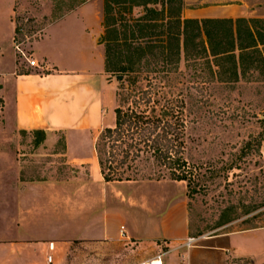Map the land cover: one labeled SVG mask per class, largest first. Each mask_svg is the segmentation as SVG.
<instances>
[{"label": "rangeland", "instance_id": "1", "mask_svg": "<svg viewBox=\"0 0 264 264\" xmlns=\"http://www.w3.org/2000/svg\"><path fill=\"white\" fill-rule=\"evenodd\" d=\"M86 1L17 0L14 20L16 28L23 29L21 38L30 39L26 50L30 53L29 43ZM89 1L101 13L103 40L99 44L107 55L113 45L107 41L104 27L106 2ZM0 3L8 6L11 2ZM220 5L230 6L217 8ZM143 13L142 8L132 9L131 5L116 7L113 15L123 19L117 25L119 33ZM192 16L200 17L198 20H264V0H184L182 17ZM7 28L1 29V36L9 35L11 28ZM52 30L63 35L66 29L57 25ZM76 35L78 29H73L72 36ZM117 37L121 41L114 63L128 71L107 72L106 123L117 107L127 108L150 86L161 104L164 99L171 100L184 123L179 145L193 177L191 187L173 181L151 159L141 161V176L136 181L107 184L94 148L90 165H77L67 156L64 133L17 135L0 121V210L11 203L19 178L25 189L29 185L34 189L33 203L43 206L29 216L28 240L97 241L57 243L54 264H138L170 250L166 241L151 242L157 238L175 241L187 236L186 241L199 239L194 244L197 248L212 237L264 230V63L257 59L251 66V58L257 55L248 51L244 66L251 69L238 82H230L232 63L225 61L217 68L213 57H199L194 50L186 56L182 40L179 57H169L171 52H165V43H161L166 36H156L154 48L145 47L140 55H132L128 48H135L134 36H127L128 40ZM258 48L264 56V46ZM20 63L22 70L30 67L25 61ZM5 71L0 61V74ZM113 121L115 124V114ZM103 129L105 123L100 121L93 133L94 143ZM90 149L87 145L88 154ZM48 195L50 200H45ZM2 219L0 216V226L15 223L14 217L7 216L5 223ZM263 235L259 232L245 237V242L242 237L234 241L253 253L263 247ZM170 259L167 256L165 263Z\"/></svg>", "mask_w": 264, "mask_h": 264}, {"label": "crops", "instance_id": "2", "mask_svg": "<svg viewBox=\"0 0 264 264\" xmlns=\"http://www.w3.org/2000/svg\"><path fill=\"white\" fill-rule=\"evenodd\" d=\"M4 1L11 3L8 6L0 3V61L7 70L0 74L1 124L17 135L62 132L71 163L90 165V157H94L93 133L99 122L103 121L105 128L114 126V114L106 123L105 88L109 80L105 49L98 42L102 38L101 13L87 0L52 24L46 34L28 45L32 59L41 64V70L26 66L29 73H19L22 60H19L14 48L17 0ZM229 6L220 5L217 8L228 9ZM191 18L201 19L196 16ZM57 25H63L66 29L63 35L52 30ZM3 27L11 28L9 35L1 36ZM73 29H78V35L72 36ZM87 145H90V154L86 151ZM16 169L19 170V165ZM24 184L16 178L11 203L0 210L4 223L7 216L15 218L14 224L0 226V264H54L52 254L56 251L57 243L70 239L97 242L88 238L63 241L49 238L40 242L28 240L25 234L30 232L29 216L43 206L33 203L36 199L34 189L31 185L25 189ZM43 198L50 200L49 195ZM259 232L264 234V230H259L220 235L190 249L179 248L187 236L175 241L157 238L151 242L169 243L167 247L171 248L164 253V264H264V244L255 251L251 248V253L234 241L242 237L245 242V237ZM49 244H54L53 251ZM48 255L52 257L51 262ZM167 256H171V259L165 263Z\"/></svg>", "mask_w": 264, "mask_h": 264}, {"label": "trees", "instance_id": "3", "mask_svg": "<svg viewBox=\"0 0 264 264\" xmlns=\"http://www.w3.org/2000/svg\"><path fill=\"white\" fill-rule=\"evenodd\" d=\"M105 2L104 27L109 36L107 41L113 45L107 55L105 53L106 72L123 74L128 71L126 67H119V62L114 63L121 41L117 36H125V40L129 39L127 36H134L131 40L135 48L128 46L132 55L142 54L148 46L154 48L158 43L156 36H166L161 41L165 43L164 51L171 52L169 57H179L182 40L186 56L194 50L199 57H213L217 68L223 67L225 61L232 63L230 82H238L257 59L264 63L263 53L258 48L264 46V20H184V0ZM125 5H131L132 9L142 8L144 13L134 24L127 23L125 32L119 33L117 25L123 19H116L113 14L116 7ZM19 29L16 28V34ZM248 51H254L257 58H251V66L245 67ZM19 73H29V70L20 69ZM157 96L150 86L140 91L127 108L117 107L114 126L103 129L97 138L95 156L105 183L136 181L141 176V161L151 159L165 169L173 181L186 182L188 188L191 187L193 177L179 145L184 123L175 104L169 99L161 104Z\"/></svg>", "mask_w": 264, "mask_h": 264}, {"label": "built area", "instance_id": "4", "mask_svg": "<svg viewBox=\"0 0 264 264\" xmlns=\"http://www.w3.org/2000/svg\"><path fill=\"white\" fill-rule=\"evenodd\" d=\"M22 33H23V29L20 28L19 32L15 35V39H14V48H15V51H16L17 55L19 56V60L28 62V64L32 68H40L39 63L36 60L32 59L31 54L25 48L26 47V43L30 42L29 37L24 36V38H21V34ZM122 230L124 231L123 228H122ZM198 240L199 239L190 238L184 244L179 246V248L190 249V248H192L194 246V244ZM50 250L51 251L54 250V244H50ZM164 255H165L164 253L160 254L158 256H155L152 259L146 260V261H144L142 263H138V264H164V261H163ZM51 260H52V257H49V261L50 262H51Z\"/></svg>", "mask_w": 264, "mask_h": 264}, {"label": "water", "instance_id": "5", "mask_svg": "<svg viewBox=\"0 0 264 264\" xmlns=\"http://www.w3.org/2000/svg\"><path fill=\"white\" fill-rule=\"evenodd\" d=\"M102 40H103L102 38H99V39H98V42L100 43ZM118 79H119V80H122V77H119Z\"/></svg>", "mask_w": 264, "mask_h": 264}]
</instances>
